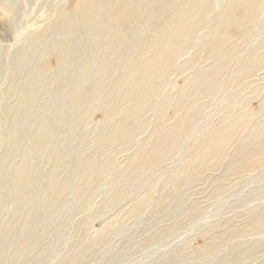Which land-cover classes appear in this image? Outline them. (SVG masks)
I'll return each instance as SVG.
<instances>
[{"label": "rangeland", "instance_id": "374dc122", "mask_svg": "<svg viewBox=\"0 0 264 264\" xmlns=\"http://www.w3.org/2000/svg\"><path fill=\"white\" fill-rule=\"evenodd\" d=\"M99 1L0 0V264H264V0Z\"/></svg>", "mask_w": 264, "mask_h": 264}, {"label": "bare ground", "instance_id": "6f19581e", "mask_svg": "<svg viewBox=\"0 0 264 264\" xmlns=\"http://www.w3.org/2000/svg\"><path fill=\"white\" fill-rule=\"evenodd\" d=\"M130 1L131 0H124L123 7L124 6L128 7V4L130 3ZM168 1L169 0H143L142 4H144V7H146L148 5V4L146 5V2L149 3V7L151 8V10L154 13V11H156L157 9H159V11H160V9L163 8L166 4L168 5ZM204 1L205 0H195L193 3H189L186 8L177 10L171 18L162 22L160 24V27L158 26L159 29H158L157 35H160L162 37H170L171 39H178L181 36H183L184 34H186V26H184L183 23H186V22L193 20L194 16L198 15L203 10ZM98 2H100V1L98 0ZM152 2H154V3H152ZM258 2H259V0H231V3L229 5L228 9L224 13L219 15L221 18H223L221 21H224L223 30L226 31L228 28L227 26H229V25L241 24L244 21L248 20L251 16H253V13L256 11V8L259 7ZM91 5H92V3H91ZM97 5H99V3ZM94 6L89 5L88 10H86V11L82 8H78L74 13H72V15H70L69 19L67 20V24H66V28H67L68 32H72L73 29L75 30V32L78 30L80 31V28L82 26L83 27L85 26V28H86V26L88 24V22H86L87 20H85L86 15L88 14L90 16V14H91V17L94 15L93 14L94 13V10H93ZM111 6H110V9L112 8ZM116 6H114V7L116 8ZM119 6H120V4H119ZM119 6H117L118 10L117 11L115 10L116 13H114L113 17H111V19L109 20V23L107 25V28H105L107 31L112 30L111 34L117 33L118 29H121V27H122V26L121 27L119 26L118 28H115L113 25V22L118 21L120 25H123L128 20V17L130 14V12L127 13L126 9H123L122 7L119 8ZM169 6H170V4H169ZM97 9H99V8H97ZM128 9H130V8H128ZM166 9H169V8H166ZM108 11H110V10L108 9ZM163 11H165V10H163ZM95 12H96V7H95ZM100 12L102 13V11H97V15H99ZM147 13H148V11H147ZM156 13H158V12H156ZM107 14H108V12H107ZM111 16H112V14H111ZM114 16H115V19H114ZM111 20H112V22H110ZM90 26H91V24H90ZM113 29L116 31H114ZM67 43H68L67 41H62L59 44V48L57 51V53L60 54V58H61V64L60 65L62 66V70L65 72L63 74L65 76H67V74H68L67 71L69 69V65L67 63V55H68V51H67L68 44ZM140 45H141V42H138L135 45L134 49H138L140 47ZM82 64H83V66H85L83 68V73H82V79H83L85 76L84 74H86L85 72L88 71L90 68L88 66V64H90V59L85 58L84 63H82ZM96 75L98 77L101 74L99 72H97ZM82 79L78 80L77 84L79 82L82 83ZM30 84H33V83L30 82ZM77 84H76V88H74L70 91L73 93V95H76L74 92H76ZM32 90H33V93H37L36 87H34Z\"/></svg>", "mask_w": 264, "mask_h": 264}]
</instances>
